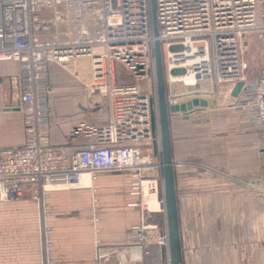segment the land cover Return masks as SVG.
Wrapping results in <instances>:
<instances>
[{"label":"built area","instance_id":"obj_1","mask_svg":"<svg viewBox=\"0 0 264 264\" xmlns=\"http://www.w3.org/2000/svg\"><path fill=\"white\" fill-rule=\"evenodd\" d=\"M0 0V63L19 66V100L24 143L0 150V203L28 192L39 203L47 192L82 187L84 175L130 171L127 206L140 216L131 228L132 248H97L96 264H148L143 249L149 232L164 249L160 264H171L156 79L159 42L168 107L198 94L213 96L219 87L245 83L234 108L246 112L264 136V47L260 72L246 75V39L264 34V0ZM58 66L89 95L95 107L106 103L104 125L81 123L75 136L96 147L64 154L49 146L51 124L49 68ZM122 66L134 82L118 80ZM146 80V84L141 82ZM153 114L156 130L152 131ZM156 141L155 159L131 144ZM155 173V174H154ZM259 199L264 215V177L245 184ZM164 217L159 226L149 222Z\"/></svg>","mask_w":264,"mask_h":264},{"label":"crops","instance_id":"obj_2","mask_svg":"<svg viewBox=\"0 0 264 264\" xmlns=\"http://www.w3.org/2000/svg\"><path fill=\"white\" fill-rule=\"evenodd\" d=\"M259 72L260 67L247 77L255 79ZM18 76L17 63H0V150L24 143L23 117L16 110ZM49 78L52 129L45 143L68 155L96 147L94 139L74 131L81 123L106 124V103L95 107L58 66H50ZM232 90L219 87L203 98L215 104L196 108L188 119L170 116L182 264H264L263 206L245 187L264 177V136L246 121V112L234 108ZM130 146L155 159L152 142ZM89 176L90 186L47 192L41 203L29 192L0 203V264H96L97 248H132L131 228L140 216L127 206L133 201L131 172ZM149 222L162 226L165 221L155 215ZM157 236L147 234L143 258L148 264L165 259Z\"/></svg>","mask_w":264,"mask_h":264},{"label":"water","instance_id":"obj_3","mask_svg":"<svg viewBox=\"0 0 264 264\" xmlns=\"http://www.w3.org/2000/svg\"><path fill=\"white\" fill-rule=\"evenodd\" d=\"M153 17H154V32L158 36V26L156 21V0H152ZM155 58H156V79L158 90L159 104V125L161 133V168L164 177V193L166 205V222L168 226L170 258L171 264H182V251L180 240V227L177 209V195L174 178V163L172 159L171 136H170V116L182 114L185 119L189 118V114L196 108L211 107L215 103L201 98L198 94L184 103L168 107L166 97L165 75L163 69V60L160 43H155ZM245 83H236L232 90V97L238 99ZM156 120L153 114L152 131L156 130ZM154 156H157L158 146L154 140L152 143Z\"/></svg>","mask_w":264,"mask_h":264},{"label":"rangeland","instance_id":"obj_4","mask_svg":"<svg viewBox=\"0 0 264 264\" xmlns=\"http://www.w3.org/2000/svg\"><path fill=\"white\" fill-rule=\"evenodd\" d=\"M247 41L249 42V46L245 54V62L247 64L246 75L252 76L260 67V53H261V49L264 46V35L263 34L249 35L247 37ZM116 76L118 80H123L127 83L134 82L131 75L122 66L119 65L116 66ZM141 84L145 85L146 80H143Z\"/></svg>","mask_w":264,"mask_h":264},{"label":"bare ground","instance_id":"obj_5","mask_svg":"<svg viewBox=\"0 0 264 264\" xmlns=\"http://www.w3.org/2000/svg\"><path fill=\"white\" fill-rule=\"evenodd\" d=\"M91 184V176L84 175L81 179V185L83 186H90Z\"/></svg>","mask_w":264,"mask_h":264}]
</instances>
